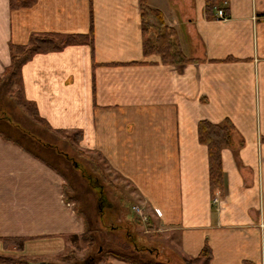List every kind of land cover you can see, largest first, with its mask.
<instances>
[{
    "label": "crops",
    "instance_id": "0c3cea01",
    "mask_svg": "<svg viewBox=\"0 0 264 264\" xmlns=\"http://www.w3.org/2000/svg\"><path fill=\"white\" fill-rule=\"evenodd\" d=\"M148 5L195 62L165 65L144 53L140 0H34L15 9L0 0V78L11 45L89 34L93 17V45L37 54L23 66L26 101L132 186L140 204L133 210L151 232L177 236L182 262L208 246L209 264H264V0H229L226 21L208 19L205 0ZM226 119L235 126L222 151L226 190L213 196L198 125ZM63 186L53 169L0 136V256L10 254L11 239H26L13 253L58 263L83 236L85 221ZM103 204L113 206L108 197Z\"/></svg>",
    "mask_w": 264,
    "mask_h": 264
},
{
    "label": "trees",
    "instance_id": "16d2710c",
    "mask_svg": "<svg viewBox=\"0 0 264 264\" xmlns=\"http://www.w3.org/2000/svg\"><path fill=\"white\" fill-rule=\"evenodd\" d=\"M227 2H229V0H205L206 17L210 20L217 19L216 12L220 9L225 10L226 14L228 15V10L225 6V3ZM33 3L34 0H11V6L13 9L16 7H28ZM140 10L142 33L145 38L144 53L146 55L154 54L159 56L165 65H184L195 62L188 59L182 53L176 40L175 30L165 24L164 16L159 10L152 9L148 5V0H140ZM151 21L154 22V25L157 28V33L155 34L154 38L152 37V32H150L152 27H154ZM93 43L94 23L92 17L89 34H72L64 36L55 34H48L45 36L34 35L30 38V41L27 45H11V65L4 73L3 77L0 78V92L15 84L17 77L18 80L20 79L21 81V72L23 66L28 63L35 55L61 51L68 46L84 44L93 45ZM16 53H19V56ZM32 104L33 103L28 105ZM34 108L36 109L37 113H34L29 107L28 113L25 115L32 118H29L32 123H41L44 125L46 122L40 118L35 105ZM23 111L25 112V108ZM8 117H10V119ZM8 117L4 115L0 116V136L4 140L19 146L22 150L31 154L34 158L57 172L66 183L64 186L65 201L67 203L75 202V204L77 203L80 207L78 209L76 208L75 212L79 217H83L85 220V233L83 234L82 239L88 243L89 248L88 254L84 258H72L73 264H99L100 262L108 263L110 259H117L129 264H170L159 261L156 259L157 256L155 258L151 255L152 252L149 253L150 258L142 257L143 260L139 259L140 257L138 256V253L142 252L143 250H139L137 248L133 251L131 248H129L131 245H128V247L125 246L123 248L115 247L108 249V241L105 242L106 246L103 242L106 238L99 236L100 230L96 223V215L93 214V216L87 211V206L90 203L87 197L92 191L95 194L98 193L99 197H101L103 201L108 197L106 186L103 182H101L99 175L97 173H91L88 170L83 169L81 166H77V164H75L77 168L72 166L70 163L71 160L69 158V154L62 150H58L57 146L52 144L45 135L39 132H34L33 130H27L29 128L23 127L21 120L14 121L11 119V116L8 115ZM47 126L44 125V129L48 131L47 135L49 136H57V134L63 133L62 131H55L51 129L49 125ZM234 132L235 126L229 119H226L222 124H213L209 121H201L198 125L199 141L208 149L210 188L213 196H215L216 193L224 194L226 190L224 170L222 165V151L224 148L232 146ZM77 170L80 171V174L74 173V171L77 172ZM70 174L71 176H69ZM78 175H81L83 180ZM69 192H72L73 196H69ZM103 214L104 212H102V215ZM97 215L100 216L99 214ZM118 219L117 223L121 224L122 220ZM114 225H111L113 226L111 229L118 231L119 227ZM8 241L9 240H5L6 243ZM25 242L26 239L10 240V243L16 246L18 250H23ZM131 243L135 247V243L132 242V240ZM100 248L102 249L101 252ZM211 257L212 255L210 248L205 246L198 258L184 260V264H196L197 262L201 261L203 264H209ZM2 261H8L4 264H55L50 261L30 259L27 257H20L16 259L12 257L0 256V264H2ZM168 262L172 261L169 259Z\"/></svg>",
    "mask_w": 264,
    "mask_h": 264
},
{
    "label": "rangeland",
    "instance_id": "374dc122",
    "mask_svg": "<svg viewBox=\"0 0 264 264\" xmlns=\"http://www.w3.org/2000/svg\"><path fill=\"white\" fill-rule=\"evenodd\" d=\"M176 2H184V0H175ZM152 32V37L154 38L157 31L150 30ZM19 56V53H16ZM18 81V82H17ZM7 83V82H5ZM1 87V84H0ZM26 101L23 90H22V82L18 77L15 80V84L7 87L2 92H0V116H11L12 120L19 121L23 123V127L29 128L27 130L39 132L45 135L48 140L57 146L58 150H62L65 153L69 154L70 163L72 166L76 167L81 166L83 169L88 170L91 173H97L99 178H101V182L106 186L107 196L110 202L114 205L110 208L109 204L104 205L103 203L106 200H102L99 197L98 193L95 194L93 191L88 195L89 205L87 206V211L89 214L96 215V223L100 230V237H105V242L108 241L107 248H123L131 245V250L134 251L137 248L139 250H143L138 253L139 259L150 258L149 253L153 257L157 258L159 261L167 262L170 264H184L182 262L181 257L179 256V243L177 236L173 237V240L164 239L159 233L151 232L148 227V222L142 220L138 215L137 211L133 210V207L139 206V198L134 193L132 186L129 183L121 179L118 175H116L104 161V159L95 153H83L77 148L79 135L74 132H63L62 134H57V136L52 135L49 136L48 131L44 129V125H49L46 123L35 124L32 123L30 116H26L28 113V108L30 107L34 113H37L34 105ZM22 104V105H20ZM27 105V106H24ZM29 106V107H28ZM25 108V112L23 111ZM26 116V117H25ZM10 119V117H8ZM30 118V119H29ZM41 118V117H40ZM39 121V119H38ZM47 124V125H46ZM50 126V125H49ZM48 127V126H47ZM49 128V127H48ZM51 128V127H50ZM52 129V128H51ZM54 130V129H53ZM77 168V167H76ZM88 172V173H89ZM57 173V172H56ZM74 173H79L74 171ZM58 174V173H57ZM72 174V173H71ZM71 174L69 176H71ZM79 176V175H78ZM81 179V175L79 176ZM62 178V177H61ZM64 179L62 178V181ZM83 180V179H82ZM64 181V186H65ZM63 186V189H64ZM64 192V190H63ZM69 196H73L72 192H69ZM98 196V197H97ZM65 197V196H64ZM65 200V199H64ZM68 204H72L74 210L76 208H80L78 204L75 202H70ZM101 212V213H100ZM102 212L104 214L102 215ZM139 212V211H138ZM99 214L100 216H98ZM93 215V216H94ZM120 217V218H119ZM83 218V217H82ZM119 218V219H118ZM84 219V218H83ZM122 220L121 224L116 223L115 220ZM85 221V220H84ZM123 223V224H122ZM115 224V225H114ZM114 226L119 227L118 231H114L111 228ZM132 226L131 237L129 235V229L126 227ZM133 238L134 245L128 241ZM71 244L65 253V255L60 256L58 259H54L55 264H73L74 257L84 258L88 254L89 245L85 242L82 237L72 239ZM70 243V242H69ZM106 246V245H105ZM6 253H10L8 255H1L4 257H12V258H20L24 256H17L16 252L17 247L12 243L6 244ZM100 250H102L100 248ZM20 251V250H18ZM148 251V252H147ZM150 251V252H149ZM101 252V251H100ZM147 253V256H146ZM28 258V257H27ZM169 259L172 262H168ZM8 261H2V264L7 263ZM104 262H100L99 264H103ZM196 264H203V262H197Z\"/></svg>",
    "mask_w": 264,
    "mask_h": 264
},
{
    "label": "built area",
    "instance_id": "2783aa9c",
    "mask_svg": "<svg viewBox=\"0 0 264 264\" xmlns=\"http://www.w3.org/2000/svg\"><path fill=\"white\" fill-rule=\"evenodd\" d=\"M226 5H227V3H225V6ZM216 17L218 20H221V21H226L229 18V16L226 14V11L223 9H220L216 12ZM215 202H218V199H216Z\"/></svg>",
    "mask_w": 264,
    "mask_h": 264
},
{
    "label": "water",
    "instance_id": "95a60500",
    "mask_svg": "<svg viewBox=\"0 0 264 264\" xmlns=\"http://www.w3.org/2000/svg\"><path fill=\"white\" fill-rule=\"evenodd\" d=\"M100 251H102V250H100Z\"/></svg>",
    "mask_w": 264,
    "mask_h": 264
}]
</instances>
